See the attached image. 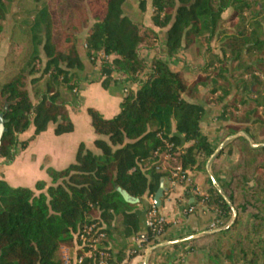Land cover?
Listing matches in <instances>:
<instances>
[{"label":"trees","instance_id":"obj_1","mask_svg":"<svg viewBox=\"0 0 264 264\" xmlns=\"http://www.w3.org/2000/svg\"><path fill=\"white\" fill-rule=\"evenodd\" d=\"M14 1L0 0V35ZM56 1L54 7L44 2L18 15V30L30 39L32 51L19 69L5 73L10 78L0 86L6 130L0 159L6 165L14 161L19 137L30 128L33 136L22 149L50 125L56 136L74 131L67 107L79 104L76 94L88 67L98 69L104 89L113 83L139 88H127L113 119L87 109L98 153L79 145L74 163L49 170V182L38 181L34 189L12 188L0 179V264H66L62 249H75V234L90 239L100 233L99 250L110 254V264H131L140 252L132 243L120 248L121 241L142 233L153 240L144 226L147 206L143 211L139 206L145 196H155L165 177L156 170L161 157L155 154L169 156L187 176L205 170L215 153L202 130L209 102L221 106V117L242 123L233 134L244 133L249 140L237 137L230 143L240 154L221 184L231 205L212 182L199 197L214 211L218 229L235 212L233 224L190 241L189 252L207 251L211 264L220 259L264 264V119L258 113L264 109V0ZM148 5L154 29L142 24ZM228 11L230 21L223 18ZM217 41L219 54L211 48ZM141 46L158 50L150 66L140 58ZM183 46L199 73L192 84L165 60ZM201 88L207 89L205 102ZM91 225L95 229L86 234ZM171 225L165 222L162 232ZM78 244L83 240L78 238ZM89 251L86 245L76 258ZM97 261L85 257L81 264Z\"/></svg>","mask_w":264,"mask_h":264},{"label":"crops","instance_id":"obj_2","mask_svg":"<svg viewBox=\"0 0 264 264\" xmlns=\"http://www.w3.org/2000/svg\"><path fill=\"white\" fill-rule=\"evenodd\" d=\"M137 1V0H135ZM152 13L151 5H148L147 11L143 16L146 20V26L153 28L151 22ZM159 34L163 31L155 29ZM88 31L83 32L81 39L84 40ZM162 46V42L158 43V47ZM190 53L183 46L174 58H166L170 68L175 72H183L187 82L192 83L198 78L195 69L190 66L185 55ZM141 60L151 65L153 59L158 56V50H148L143 47L139 50ZM185 60L186 65L178 67ZM82 85L77 91L79 104L67 107L68 116L73 123L74 131L70 134L56 136L54 134V125H50L48 130L35 137L28 143L26 149L21 148V143L29 140L34 133V129L30 128L26 133L20 135L19 146L16 150L14 161L6 165L3 159H0V179L5 180L12 188H28L34 189L38 181L49 182L48 171H62L70 164L75 162L76 153L79 145L83 144L87 149L98 153L94 148L96 135L91 125V119L87 113L88 108L98 111L105 119H113L120 112V104L125 94V85L121 83H113L108 89H104L99 80L97 68L88 67L81 75ZM201 101L205 102L208 94L207 89H200ZM206 115L202 122V130L208 136L209 143L212 148L217 150V156L209 160L205 171L207 179L199 184L196 179V173L199 170L188 172V178L192 185L187 186L186 183L172 184V171L178 166L169 160V158L161 157V166L158 167L161 174L166 179L167 192L165 193L160 213L164 216L167 223H172L168 231L163 235L160 244L154 247L153 253L149 258L145 255L136 256L131 264H172L179 260L183 264H211L207 251L189 252L190 241L188 237L198 235L212 230L215 220V213L206 206L201 205L199 196L194 193L196 189L198 194L202 195L206 192L209 184L221 190V184L225 180L230 169L235 166L239 160V153L236 148L227 150V143L231 137H228L227 131L232 128H242L238 124L226 121L225 117H221L222 108L216 106L212 102L207 103ZM183 147H187L185 144ZM221 151L224 153L219 154ZM222 191V190H221ZM204 192V193H203ZM149 196H145L142 200L140 210L148 205ZM154 201V198H153ZM190 209H193L190 211ZM133 240V239H132ZM132 240L121 241V246L132 243ZM177 246V247H176ZM63 259L66 264H76V251L73 249H62ZM217 264H226L220 259Z\"/></svg>","mask_w":264,"mask_h":264},{"label":"rangeland","instance_id":"obj_3","mask_svg":"<svg viewBox=\"0 0 264 264\" xmlns=\"http://www.w3.org/2000/svg\"><path fill=\"white\" fill-rule=\"evenodd\" d=\"M67 1H81V0H67ZM44 2L48 3V4L50 3V5H52V7H54L57 4L56 0H42V4ZM42 4H34L32 0H25V1H17V0H15L14 2H12L11 10L8 13V15L6 17V21H5L4 25H3V29H4L3 31L4 32L0 35V86L3 83H5L8 78H10V76H5V73L11 75L12 72H15L17 69H19L22 66V64L25 61H27L28 56L31 54V51H32V46H31V43H30V39L28 37H26V36L21 35L20 31L18 30V28H19L18 24H19L20 19H21L18 15L20 13H23V12H31V11L37 10V9L42 7ZM52 12H53L54 15H57L56 8H54L52 10ZM149 16H152V13ZM231 16H232V12L228 11V12H226V14L223 15V18L226 21L227 20L230 21L231 20ZM142 24L144 25V27L148 28L146 26V24H147L146 20H144ZM230 25L231 24H228L227 26H230ZM82 34H81V36H82ZM212 45H213V47H211V48L214 51V53L219 54V47L221 45L220 42H218V41L214 42ZM140 48H142V46ZM143 48L146 49L145 47H143ZM184 57L186 58L185 60L189 61V63L191 64V68H192V56H191V54L185 55ZM185 60L182 61L178 67H182V65H186L185 64L186 63ZM211 62L212 61H210V63ZM43 65L44 64L42 63V66L41 67L38 66V68H43ZM196 72L199 75L198 71H196ZM40 75H41V73L35 75V77L36 76L39 77ZM192 83H189V84H192ZM124 85H126V84H124ZM202 89H204V88H202ZM30 90H31V94H34V89L30 88ZM239 109L242 110L243 108H241L239 106ZM258 113H259V116H261L264 119V109L263 108H259L258 109ZM225 120L229 121V122H232L233 124H238L241 127H243V124L239 123V122H236L234 117L226 116ZM233 132H234V129L232 128L230 131H227L226 133H227L228 137H231V138L241 134V133L233 134ZM239 137H244V136L240 135ZM262 138H264V137H262ZM233 140L230 139L227 142V143H229V145L227 146V150H228V148L229 149L236 148L235 146H230V143ZM237 151L239 153L238 149H237ZM213 156L214 157L217 156V150L216 149H215V153H214ZM239 158H240V154H239ZM211 159H213V157H211L210 160ZM238 162H239V160H238ZM158 173L161 174L160 172H158ZM204 178L207 179V173H206V171L204 169H201V170H199L196 173V179L195 180L199 184H201V183H203L205 181ZM190 183H188L187 186H190L192 188V185H191L192 183L191 184ZM209 186H210V184H209ZM205 194H206V192L203 194V196Z\"/></svg>","mask_w":264,"mask_h":264},{"label":"built area","instance_id":"obj_4","mask_svg":"<svg viewBox=\"0 0 264 264\" xmlns=\"http://www.w3.org/2000/svg\"><path fill=\"white\" fill-rule=\"evenodd\" d=\"M168 62V60H166ZM131 87L134 90H137L139 87L136 86H131V85H125L124 87V93H126L127 88ZM155 156H160V157H165L169 158V156H162L159 153H156ZM156 170H159V168H156ZM190 183V180L188 179V175H184L183 171L180 166H177L174 169V172L172 173V184L176 185L177 183ZM194 193H196L197 196H201L198 194V191L195 190ZM154 196H149V202L147 205V210L145 214V219H144V226L146 229V232L149 231L151 232L152 236V241L147 240V236L145 233H142L140 236L133 238L132 244L134 247L137 248V250L140 252L141 255L147 256L149 258L151 254L153 253L154 247L152 246L154 244V241H160L161 238L163 237L164 233L162 232V226L165 224L166 219L164 216L160 213V210L156 206L155 202L153 201ZM201 205H203V201H200ZM193 209H190L192 211ZM96 225H91L89 227L85 228V233L86 234H91L93 230L95 229ZM212 230H217V225L214 223L212 225ZM77 235L76 241H77V246H75V251H81L84 249L86 245L90 248V251L85 255V257L91 258V257H98L97 264H110L109 260L111 258L110 254L106 251L99 250V243L102 239H104V234H94L95 236L92 238H85V234H75ZM74 235V236H75ZM78 238L83 240V245L80 246L78 244ZM85 257H79L76 258V264H81L83 262V259ZM172 264H183L182 260H179L177 262H174Z\"/></svg>","mask_w":264,"mask_h":264},{"label":"water","instance_id":"obj_5","mask_svg":"<svg viewBox=\"0 0 264 264\" xmlns=\"http://www.w3.org/2000/svg\"><path fill=\"white\" fill-rule=\"evenodd\" d=\"M5 131H6V130H5V127H4L3 115H1V116H0V145H1V140H2V137H3L4 133H5ZM240 135H241V136H244L245 138H247V139L249 140V138H248L244 133H241ZM240 135L234 136V137H232V138H230V139L233 140V139L239 137ZM251 143H252V142H251ZM252 145H253V147H258V146H256V145L253 144V143H252ZM212 157L214 158V156H212ZM166 192H167V188H166V179H162V180H161V183H160V186H159V189H158V191L156 192V194H155V196H154V202H155V204H156V206H157L158 208H161L162 200L164 199V196H165V193H166ZM220 192H221V190H220ZM221 193H222V192H221ZM222 195H223V197L227 200V198L225 197V195H224L223 193H222ZM227 203H228L229 205H231V203H230L228 200H227ZM235 218H236V214H235V212H234L232 220L230 221V223H229L226 227H224V228H222V229H217V230H210V231H207V232H204V233L198 234V235H194V236L188 237V238H187V241H192V240H194V239H198V238H200V237H204V236H206V235H210V234L216 233V232H218V231H221V230L227 229L230 225L233 224ZM76 237H77V235L74 236V245H75V246H77Z\"/></svg>","mask_w":264,"mask_h":264}]
</instances>
